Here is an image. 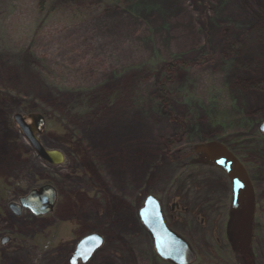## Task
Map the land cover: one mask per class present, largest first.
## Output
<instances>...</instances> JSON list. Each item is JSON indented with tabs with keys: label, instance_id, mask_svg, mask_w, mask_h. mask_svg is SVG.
<instances>
[{
	"label": "rangeland",
	"instance_id": "obj_1",
	"mask_svg": "<svg viewBox=\"0 0 264 264\" xmlns=\"http://www.w3.org/2000/svg\"><path fill=\"white\" fill-rule=\"evenodd\" d=\"M263 43L264 0H0V264H66L93 231L104 242L90 264H171L138 220L148 194L190 264H264ZM22 107L46 117L38 139L64 162L3 127ZM212 147L241 158L255 187L243 249L245 203L233 204ZM39 177L58 189L54 211L14 216L8 204Z\"/></svg>",
	"mask_w": 264,
	"mask_h": 264
},
{
	"label": "water",
	"instance_id": "obj_2",
	"mask_svg": "<svg viewBox=\"0 0 264 264\" xmlns=\"http://www.w3.org/2000/svg\"><path fill=\"white\" fill-rule=\"evenodd\" d=\"M28 124L20 113L13 115V121L20 129L23 136L28 140L37 155L51 164L60 163L62 154L53 149H46L38 139V134L44 129V118L40 114H30ZM259 130L264 133V120L259 124ZM209 159L223 169L229 177L232 188V202L238 205L245 195V204L238 223V244L241 249L249 242L251 233L252 217L254 213L253 193L250 181L244 167L236 158L223 148L212 147L208 151ZM56 193L53 186L46 184L39 189H32L28 194L19 197L18 202L11 201L10 207L16 215L22 209H29L35 215H42L52 211L55 203ZM139 217L153 239L154 247L161 259L173 264H190L195 255L188 242L170 230L165 224L161 207L157 199L149 195L139 211ZM4 236L1 243L8 241ZM103 243V238L98 233H91L83 237L76 245L75 258L83 261L91 255Z\"/></svg>",
	"mask_w": 264,
	"mask_h": 264
},
{
	"label": "flooded vegetation",
	"instance_id": "obj_3",
	"mask_svg": "<svg viewBox=\"0 0 264 264\" xmlns=\"http://www.w3.org/2000/svg\"><path fill=\"white\" fill-rule=\"evenodd\" d=\"M15 113H20L23 117H24V119H25V121L28 123V124H30V123H32L31 122V119L29 118V115L30 114H39L37 111H33V110H28L26 107H22L21 108V111H17V112H14V113H12L11 114V120H12V123L14 124V126H15V128H17V130H20L19 128H18V126L16 125V123L13 121V115L15 114ZM40 115H42L43 116V118H44V128H45V124H46V117L43 115V114H40ZM43 131H44V129H43ZM41 133V132H40ZM39 133V134H40ZM38 134V135H39ZM37 135V136H38ZM40 141V140H39ZM41 143V142H40ZM30 144V143H29ZM42 144V143H41ZM63 146H65V147H69V145L67 144V143H63L62 144ZM43 146V145H42ZM30 147H31V149L36 153V151L34 150V148L31 146V144H30ZM44 147V146H43ZM45 148V147H44ZM223 149H225L226 151H228L226 148H223ZM53 150H57V149H53ZM58 151V150H57ZM230 154H232L235 158H236V160L238 161V162H243V160L241 159V158H239L238 156H236V155H234L233 153H231L230 151H228ZM37 154V153H36ZM38 156V155H37ZM39 157V156H38ZM40 158V157H39ZM41 159V158H40ZM43 162H47V161H44L43 159H41ZM62 162H64V157H63V155H62V160L60 161V163H57V164H61ZM48 163V162H47ZM48 164H51V163H48ZM245 169V168H244ZM246 171V170H245ZM246 174H247V172H246ZM247 176H248V174H247ZM248 179H249V177H248ZM249 181H250V184H251V187H252V193H253V203H254V210H255V208L257 207V204H259L258 202H257V198H256V192H255V187H254V185H253V182H252V180L251 179H249ZM46 184H49V185H51V186H53L54 187V189H55V193H56V198H55V203H54V206H53V209H52V211H50L49 213H46V214H42V215H35V214H33L29 209H26V208H24V209H22V211H21V213L19 214V215H16L14 212H13V210L11 209V207H10V204H8V207H9V209H10V211L13 213V215L14 216H16V217H19V216H21L22 214H23V211H26L28 214H31L32 216H34V217H40V218H46L47 216V214H50L51 212H53L54 211V209H55V207H56V205H57V203H58V201H59V192H58V189L53 185V183L50 181V180H48L47 178H42V177H39L38 179H36L35 180V184H34V186L32 187V188H30L29 190H26L24 193H23V195L22 196H24V195H26V194H28L29 193V191H31L32 189H39L41 186H43V185H46ZM232 194V193H231ZM149 195H152V194H148V195H146V196H144V198H143V200H142V204H141V206L140 207H138V210H137V216H138V220L140 221V223L142 224V226L144 227V228H146L145 227V225L142 223V221H141V219H140V217H139V211H140V209H141V207L143 206V204H144V201H145V199H146V197L147 196H149ZM86 196H87V194H86ZM152 196H154V195H152ZM21 197V196H20ZM155 197V196H154ZM156 198V197H155ZM18 199H19V197L18 198H16V199H14V201L15 202H18ZM157 199V198H156ZM245 195L243 196V198L241 199V201L240 202H244L245 203ZM157 201H158V203H159V205H160V207H161V204H160V201L157 199ZM240 204V203H239ZM161 212H162V217H163V220H164V222H165V219H164V215H163V211H162V207H161ZM254 214V213H253ZM46 216V217H45ZM253 223H254V219H253V217H252V224H251V229H252V227H253ZM165 224H166V222H165ZM167 225V224H166ZM167 227L170 229V227L167 225ZM146 230H147V228H146ZM170 230H172V229H170ZM173 231V230H172ZM147 232H148V234H149V236H150V238H151V240H152V243H153V239H152V237H151V234L149 233V231L147 230ZM174 232V231H173ZM91 233H96V232H88L87 234H85V235H83V236H81L80 238H78L77 240H75V242H74V245H73V247H72V249L69 251V253H68V255H67V258H66V264H90L94 259V254L96 253V251H98V250H100L101 249V247H102V245L98 248V249H96V251L91 255V257L89 258V259H87V260H85V261H83L81 258H75V249H76V245H77V243L83 238V237H85V236H87V235H89V234H91ZM177 234V233H176ZM178 235V234H177ZM250 235H251V233H250ZM5 236H8V241H10L11 240V236L10 235H5ZM180 236V235H179ZM181 237V236H180ZM102 238H103V242H104V237L102 236ZM183 238V237H182ZM184 239V238H183ZM250 239V238H249ZM7 241V242H8ZM103 244V243H102ZM153 246H154V243H153ZM154 249H155V247H154ZM155 251H156V249H155ZM157 253V252H156ZM158 255V254H157ZM159 256V255H158ZM164 260V259H163ZM165 261H167V260H165ZM167 262H169V263H171V264H173L172 262H170V261H167Z\"/></svg>",
	"mask_w": 264,
	"mask_h": 264
},
{
	"label": "trees",
	"instance_id": "obj_4",
	"mask_svg": "<svg viewBox=\"0 0 264 264\" xmlns=\"http://www.w3.org/2000/svg\"><path fill=\"white\" fill-rule=\"evenodd\" d=\"M132 13H134V14H138V6L137 5H132ZM228 49L231 51V52H234V53H236V51H237V45L236 44H230V45H228ZM6 95H4V94H2V93H0V101L2 100V99H4V97H5ZM85 99L86 98H80L78 101H77V104H75L74 103V105L71 107V109H73V110H76V112H78V107L81 105V104H83L84 103V101H85ZM2 124H3V127L5 128V129H8V128H11L12 127V122L9 120V118L8 117H5L4 118V120L2 121ZM1 187H2V189H4V191L7 189V185L6 184H4V183H0V190H1Z\"/></svg>",
	"mask_w": 264,
	"mask_h": 264
},
{
	"label": "bare ground",
	"instance_id": "obj_5",
	"mask_svg": "<svg viewBox=\"0 0 264 264\" xmlns=\"http://www.w3.org/2000/svg\"><path fill=\"white\" fill-rule=\"evenodd\" d=\"M259 48L260 49H262V48H264V43L263 44H260V46H259ZM255 48H253V50H254ZM251 49L249 48V50L246 52V54L243 56V58L244 59H247V60H251V59H254V58H256V54H255V52L252 50V51H250ZM260 70H261V74L262 75H264V66H262L261 68H260ZM14 77V79L16 78V79H18V77H19V75L17 74V73H15L14 75H13ZM128 82V81H127ZM124 83V82H123ZM126 83V82H125ZM141 126L142 127H145V134H146V137H152L153 136V134L155 133V131H156V128L155 127H153L151 124H149V123H142L141 124ZM141 151V150H140ZM144 153V152H143ZM144 155L146 156L147 155V153H144Z\"/></svg>",
	"mask_w": 264,
	"mask_h": 264
}]
</instances>
